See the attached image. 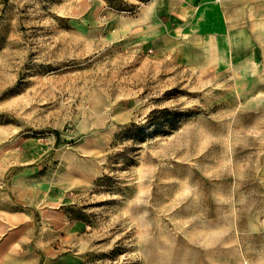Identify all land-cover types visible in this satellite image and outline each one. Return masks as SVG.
Instances as JSON below:
<instances>
[{
  "label": "rangeland",
  "instance_id": "1",
  "mask_svg": "<svg viewBox=\"0 0 264 264\" xmlns=\"http://www.w3.org/2000/svg\"><path fill=\"white\" fill-rule=\"evenodd\" d=\"M152 3L0 0V185L42 264H264V48Z\"/></svg>",
  "mask_w": 264,
  "mask_h": 264
},
{
  "label": "crops",
  "instance_id": "2",
  "mask_svg": "<svg viewBox=\"0 0 264 264\" xmlns=\"http://www.w3.org/2000/svg\"><path fill=\"white\" fill-rule=\"evenodd\" d=\"M160 0L150 6L159 8ZM164 13L175 27L206 46L224 40L230 63L234 57L261 64L264 48V0H168ZM174 27V29H175ZM0 185V264H42L33 251V193L22 205Z\"/></svg>",
  "mask_w": 264,
  "mask_h": 264
},
{
  "label": "trees",
  "instance_id": "3",
  "mask_svg": "<svg viewBox=\"0 0 264 264\" xmlns=\"http://www.w3.org/2000/svg\"><path fill=\"white\" fill-rule=\"evenodd\" d=\"M132 128H135V124H131L129 129L125 131L128 135L132 132ZM140 139V136L136 137V140Z\"/></svg>",
  "mask_w": 264,
  "mask_h": 264
}]
</instances>
